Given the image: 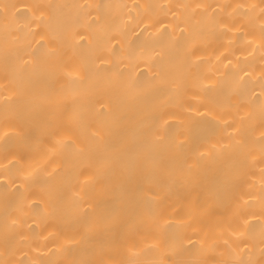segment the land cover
<instances>
[{
	"label": "bare ground",
	"instance_id": "bare-ground-1",
	"mask_svg": "<svg viewBox=\"0 0 264 264\" xmlns=\"http://www.w3.org/2000/svg\"><path fill=\"white\" fill-rule=\"evenodd\" d=\"M0 264H264V0H0Z\"/></svg>",
	"mask_w": 264,
	"mask_h": 264
}]
</instances>
